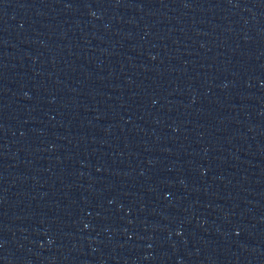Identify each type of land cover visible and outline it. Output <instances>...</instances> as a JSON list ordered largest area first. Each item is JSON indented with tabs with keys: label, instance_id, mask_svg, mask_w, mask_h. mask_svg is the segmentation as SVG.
<instances>
[{
	"label": "water",
	"instance_id": "obj_1",
	"mask_svg": "<svg viewBox=\"0 0 264 264\" xmlns=\"http://www.w3.org/2000/svg\"><path fill=\"white\" fill-rule=\"evenodd\" d=\"M0 264H264V0H0Z\"/></svg>",
	"mask_w": 264,
	"mask_h": 264
}]
</instances>
